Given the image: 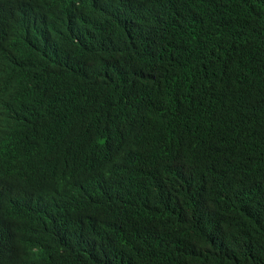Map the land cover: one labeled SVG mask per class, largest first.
<instances>
[{
  "label": "trees",
  "instance_id": "obj_1",
  "mask_svg": "<svg viewBox=\"0 0 264 264\" xmlns=\"http://www.w3.org/2000/svg\"><path fill=\"white\" fill-rule=\"evenodd\" d=\"M0 264H264V0H0Z\"/></svg>",
  "mask_w": 264,
  "mask_h": 264
},
{
  "label": "clouds",
  "instance_id": "obj_2",
  "mask_svg": "<svg viewBox=\"0 0 264 264\" xmlns=\"http://www.w3.org/2000/svg\"><path fill=\"white\" fill-rule=\"evenodd\" d=\"M2 102L0 101V104H1Z\"/></svg>",
  "mask_w": 264,
  "mask_h": 264
}]
</instances>
